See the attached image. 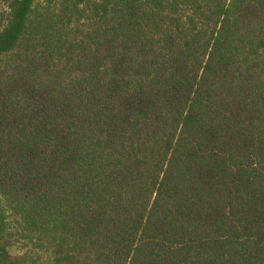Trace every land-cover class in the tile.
Listing matches in <instances>:
<instances>
[{
  "label": "trees",
  "instance_id": "16d2710c",
  "mask_svg": "<svg viewBox=\"0 0 264 264\" xmlns=\"http://www.w3.org/2000/svg\"><path fill=\"white\" fill-rule=\"evenodd\" d=\"M0 264H264V0H0Z\"/></svg>",
  "mask_w": 264,
  "mask_h": 264
}]
</instances>
